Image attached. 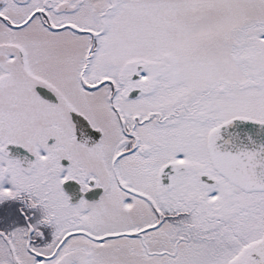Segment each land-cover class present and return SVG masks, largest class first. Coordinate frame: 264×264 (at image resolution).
<instances>
[{"label": "snow or ice", "instance_id": "1", "mask_svg": "<svg viewBox=\"0 0 264 264\" xmlns=\"http://www.w3.org/2000/svg\"><path fill=\"white\" fill-rule=\"evenodd\" d=\"M0 264H264V0H0Z\"/></svg>", "mask_w": 264, "mask_h": 264}]
</instances>
